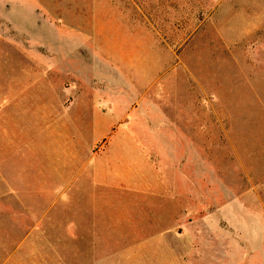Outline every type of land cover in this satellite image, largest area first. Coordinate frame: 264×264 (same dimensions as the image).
<instances>
[{
	"label": "rangeland",
	"instance_id": "374dc122",
	"mask_svg": "<svg viewBox=\"0 0 264 264\" xmlns=\"http://www.w3.org/2000/svg\"><path fill=\"white\" fill-rule=\"evenodd\" d=\"M0 190V264H264V0H0Z\"/></svg>",
	"mask_w": 264,
	"mask_h": 264
},
{
	"label": "crops",
	"instance_id": "0c3cea01",
	"mask_svg": "<svg viewBox=\"0 0 264 264\" xmlns=\"http://www.w3.org/2000/svg\"><path fill=\"white\" fill-rule=\"evenodd\" d=\"M225 24V23H224ZM226 25H223V27L221 26V29H220V32H222L223 34H225V33H231V32H226V29L224 28ZM261 27V26H260ZM252 29V28H251ZM250 28H249V30H251ZM248 30V31H249ZM128 36V35H127ZM127 36H125V37H123V39H122V42H123V50H122V54H123V52L125 51V48H124V42L126 41V39H127ZM132 36H135V37H139L140 38V47L142 46L144 49H147L146 47L147 46H151L152 47V49L154 48L155 50H154V53L157 51V50H159L160 48L163 50H161L160 49V52H161V56H162V59H168L169 58V56L168 55H166V54H164V51H165V49H164V47H163V45H161L160 44V42H158V41H153V44L151 43V42H147L146 41V39H145V37H144V35L143 34H133ZM220 37H221V39L219 38V40L216 42V43H213V44H210V41H209V43H207V50H208V48L212 45L213 46V51H212V53H211V57H212V62L216 65V66H218V67H216V68H218L219 69V67L220 66H222V65H224L225 64V56H226V53H225V50L227 49V50H233V51H237L236 53L238 54L237 55V57H235V60H238L237 61V63L236 62H234V64L238 67V68H242V61L241 60H243V59H250V61H251V59H252V56L251 55H253L252 54V52H248L247 50H244L245 48L244 47H241V43H240V40H239V38H237V37H234V38H227L226 37V35H220ZM229 41H231L232 42V44L230 45L229 44ZM253 45V44H252ZM115 46V45H114ZM166 52V51H165ZM224 55V57H223V55ZM197 57V56H196ZM228 58H231V57H229L228 56ZM126 58H125V55H123L122 56V60H123V65H124V67H125V65H126V60H125ZM152 59H154V64L155 63H158V59L160 60L161 58H158V57H151V61H152ZM241 59V60H240ZM207 60V58L206 57H204L203 58V62H205ZM161 61V60H160ZM167 62H168V64H163V66H164V68L165 69H162V67H161V69H157V71H156V73H155V75H156V77H162L164 74H166V73H168V68L169 67H171L170 66V60H167ZM251 63L253 64V62L251 61ZM150 64H152L153 65V62H151ZM133 65H135V66H132L133 68H135L136 70H144V76H145V74H146V70H148V66H146L145 65V67L142 65H137V64H133ZM244 65H246V64H244ZM251 65V64H250ZM133 68H131V70L133 69ZM161 70H163V71H161ZM193 70V69H192ZM158 71H160L159 73H157ZM122 82H125V79L123 78V80H122ZM127 83H129L128 82V80H127ZM113 87V86H112ZM122 89H123V86L121 87ZM80 89L81 88H78L77 90L78 91H80ZM131 90V89H130ZM64 91H68V93L66 94L65 93V95H64V100L68 97V101H71L72 100V102H71V105L70 106H73L74 105V103L76 102V94H74V92L76 91V89L75 88H73V89H69L68 87H65L64 86ZM73 91V94H71V92ZM133 91V90H132ZM135 91V90H134ZM78 96H79V99H81V97H82V95H81V93H79L78 94ZM84 97V96H83ZM89 98H91V95L89 96ZM184 101H186V103H187V100H184ZM179 101H175V104H172L171 106H180L179 104H177ZM5 106V105H4ZM162 106H167V105H162ZM189 143V142H188ZM159 181H161V180H159ZM163 182V181H162ZM193 181H191V180H186L185 181V183H186V186H191L190 184L192 183ZM10 193H5V192H3V191H1L0 190V203H1V200H6V201H8V202H11V203H19L20 204V206H22L23 205V202H21V198H20V196H18V193L16 192V191H14V190H10L9 191ZM64 192H65V190H63L62 192H61V196H59L58 197V200H61V198H62V195H64ZM51 193H52V191H51ZM177 205H178V201H177ZM206 206V205H205ZM227 205L226 204H223V206H222V209H221V213L219 214V217L220 218H222L224 221H225V223L227 224V218L225 217V215L223 214V210L225 209V207H226ZM29 211V213L31 214L32 213V210H28V209H25V210H21L20 212L21 213H27ZM19 212V213H20ZM224 216H223V215ZM14 217V216H13ZM17 218H22V217H24V215L22 214L21 216H16ZM25 217H27L26 216V214H25ZM225 230H230L229 229V227H228V224H227V226L224 228Z\"/></svg>",
	"mask_w": 264,
	"mask_h": 264
}]
</instances>
